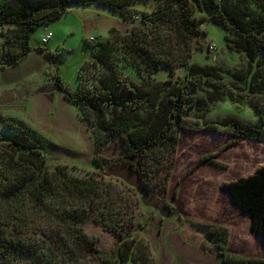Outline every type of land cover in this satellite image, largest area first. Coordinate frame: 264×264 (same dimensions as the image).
Instances as JSON below:
<instances>
[{"label":"trees","instance_id":"obj_1","mask_svg":"<svg viewBox=\"0 0 264 264\" xmlns=\"http://www.w3.org/2000/svg\"><path fill=\"white\" fill-rule=\"evenodd\" d=\"M138 1L150 0H0V34L5 38L0 40V69L23 61L33 50L34 32L72 7L96 4L137 24L124 34L112 28L109 38L93 43L78 72L77 90L64 88L59 79L65 98L92 134L93 171L76 174L59 165L50 169L45 137L32 128L5 123L14 134L8 141L0 136V264H153L135 221L136 190L104 173L113 163L129 162L153 179L147 186L158 196L155 175L167 170L161 180L164 188L187 111L235 98L208 81L221 80L226 72L222 67L212 61L192 62L195 50L201 49L194 41L204 35V22L224 28L228 48L254 63L245 75H231L243 81L249 93L264 90V0H152L154 8L146 4L141 11L135 8ZM124 66L143 82L124 75ZM175 66L206 82L209 94L199 96L198 84L168 87L167 80H155L164 72L173 77ZM251 103L259 121L228 115L205 128H226L237 139L264 143V111ZM111 149L115 161L106 157ZM226 186L233 202L250 213L252 228L264 236V164ZM91 220L117 236L112 251H102L98 238L85 231ZM197 226L218 249L221 264H264L262 257L230 252L218 226ZM29 230L48 238L33 240Z\"/></svg>","mask_w":264,"mask_h":264},{"label":"rangeland","instance_id":"obj_2","mask_svg":"<svg viewBox=\"0 0 264 264\" xmlns=\"http://www.w3.org/2000/svg\"><path fill=\"white\" fill-rule=\"evenodd\" d=\"M146 4H152L151 10L155 6L152 0L138 1L135 8L141 11ZM136 25L123 21L106 7L93 4L72 7L57 21L39 27L31 39V53L17 65L0 69V136L3 140L12 139L14 134L5 127L6 122L32 128L45 137L50 169L59 165L76 174L93 171L92 134L80 119L77 108L65 98L59 79L64 88L77 90L78 72L90 57L93 43L109 38L112 28L124 34L130 33ZM202 28L204 35L194 41V47L201 49L195 50L192 62L212 61L222 67L226 71L224 77L208 81L235 98L226 97L200 110H188L179 124L184 127L178 129V146L172 157L168 182L162 188L161 180L167 177V170L157 173L154 180L158 197L172 205L177 216H163L159 210L145 205L137 193L135 221L140 236L151 249L153 264H221L218 249L200 233L198 224H205L207 228L218 226L230 252L264 258V238L252 228L250 213L233 202L226 186L254 173L264 164V143L237 139L226 128H205L228 115L245 122L259 121L260 115L251 101L264 111V90L249 93L244 89V82L231 75L232 72L245 75L254 63L244 54L228 48L224 28L210 22H204ZM48 31L53 33V38L45 44L42 36ZM3 39L0 34V40ZM209 43L215 45L211 50L207 48ZM124 75L136 83L143 82V77L132 73L127 66H124ZM155 80H167L168 87L179 83H187L189 87L198 84L199 96H207L210 91L206 82L187 76L181 66H175L173 77L164 72L155 76ZM112 152L111 149L106 157L115 161L117 156ZM206 155H212L214 162H201ZM104 175L109 177L108 170ZM143 182L152 184L153 179L144 176ZM84 229L98 238L102 251L114 249L117 236L104 231L99 222L91 220ZM28 235L33 240L48 238L30 230Z\"/></svg>","mask_w":264,"mask_h":264},{"label":"water","instance_id":"obj_3","mask_svg":"<svg viewBox=\"0 0 264 264\" xmlns=\"http://www.w3.org/2000/svg\"><path fill=\"white\" fill-rule=\"evenodd\" d=\"M108 176L122 180L141 195L142 202L160 211L163 216H170L171 210L157 195L150 192L143 183L140 171L135 170L129 162H116L109 166ZM259 234L258 232H256ZM261 235V234H259ZM263 238L264 236L261 235Z\"/></svg>","mask_w":264,"mask_h":264},{"label":"built area","instance_id":"obj_4","mask_svg":"<svg viewBox=\"0 0 264 264\" xmlns=\"http://www.w3.org/2000/svg\"><path fill=\"white\" fill-rule=\"evenodd\" d=\"M136 19H137V17H136ZM52 38H53V33H52L51 31H48L46 34H44V35L42 36V42L46 44V43H48ZM91 39H93V38H91ZM214 46H215V45L209 43V49H210V50L213 49Z\"/></svg>","mask_w":264,"mask_h":264},{"label":"flooded vegetation","instance_id":"obj_5","mask_svg":"<svg viewBox=\"0 0 264 264\" xmlns=\"http://www.w3.org/2000/svg\"><path fill=\"white\" fill-rule=\"evenodd\" d=\"M142 178H144L143 176H142ZM144 183V185H145V187L148 189V184H146L145 182H143ZM151 187V186H150ZM149 190V189H148ZM150 191V190H149ZM151 192V191H150ZM164 201V200H163ZM165 202V201H164ZM166 203V205L168 206V209L169 210H171V214H170V216H168V217H173V216H177V214H176V212H175V209H174V207L172 206V205H170V204H168L167 202H165Z\"/></svg>","mask_w":264,"mask_h":264},{"label":"crops","instance_id":"obj_6","mask_svg":"<svg viewBox=\"0 0 264 264\" xmlns=\"http://www.w3.org/2000/svg\"><path fill=\"white\" fill-rule=\"evenodd\" d=\"M7 68V67H6ZM6 68H2V69H6ZM9 83V82H8Z\"/></svg>","mask_w":264,"mask_h":264}]
</instances>
